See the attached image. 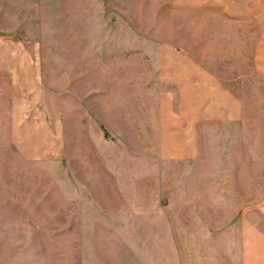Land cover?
<instances>
[{
    "label": "rangeland",
    "instance_id": "1",
    "mask_svg": "<svg viewBox=\"0 0 264 264\" xmlns=\"http://www.w3.org/2000/svg\"><path fill=\"white\" fill-rule=\"evenodd\" d=\"M260 245L264 0H0V264Z\"/></svg>",
    "mask_w": 264,
    "mask_h": 264
},
{
    "label": "crops",
    "instance_id": "2",
    "mask_svg": "<svg viewBox=\"0 0 264 264\" xmlns=\"http://www.w3.org/2000/svg\"><path fill=\"white\" fill-rule=\"evenodd\" d=\"M99 216V215H98ZM100 217H104V216H100ZM114 225H116L115 223H113ZM259 238L260 239H263V236H259ZM251 261H254V260H250V264H254V262H251ZM248 263V264H249ZM257 264H264V249L261 247V245H260V247H258V262H257Z\"/></svg>",
    "mask_w": 264,
    "mask_h": 264
}]
</instances>
